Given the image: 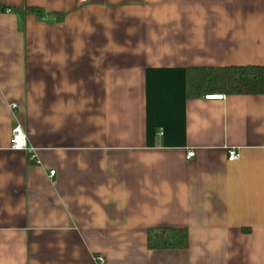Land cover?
I'll return each mask as SVG.
<instances>
[{
  "label": "crops",
  "instance_id": "0c3cea01",
  "mask_svg": "<svg viewBox=\"0 0 264 264\" xmlns=\"http://www.w3.org/2000/svg\"><path fill=\"white\" fill-rule=\"evenodd\" d=\"M0 6V264H264V94L186 93L188 67L264 66V0Z\"/></svg>",
  "mask_w": 264,
  "mask_h": 264
},
{
  "label": "trees",
  "instance_id": "16d2710c",
  "mask_svg": "<svg viewBox=\"0 0 264 264\" xmlns=\"http://www.w3.org/2000/svg\"><path fill=\"white\" fill-rule=\"evenodd\" d=\"M5 11V6H0ZM26 13L40 14L37 8H26ZM186 93L189 99L206 94L263 95L264 66L226 65L186 68ZM151 250H180L189 246V232L185 227H155L147 233Z\"/></svg>",
  "mask_w": 264,
  "mask_h": 264
},
{
  "label": "built area",
  "instance_id": "2783aa9c",
  "mask_svg": "<svg viewBox=\"0 0 264 264\" xmlns=\"http://www.w3.org/2000/svg\"><path fill=\"white\" fill-rule=\"evenodd\" d=\"M84 1V0H81ZM225 96L224 95H209L206 96L207 99H223ZM16 104H12L11 108H16ZM10 148L12 150H17V151H24L29 153L30 159L36 163H39V160L37 159L35 149L30 147L27 143V136L25 133V130L21 125H17L12 129V140H11V146ZM195 156V151L190 150L188 151L186 158L191 159ZM240 158V154L237 152L235 149H230L228 152V160L229 161H235ZM55 174V171H51L50 175L53 176ZM97 260L99 263H104V258L103 256H98Z\"/></svg>",
  "mask_w": 264,
  "mask_h": 264
}]
</instances>
